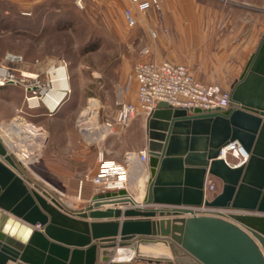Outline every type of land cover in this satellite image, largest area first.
<instances>
[{
  "label": "water",
  "instance_id": "1",
  "mask_svg": "<svg viewBox=\"0 0 264 264\" xmlns=\"http://www.w3.org/2000/svg\"><path fill=\"white\" fill-rule=\"evenodd\" d=\"M229 92L222 109L158 102L146 118L140 205L122 188L70 208L0 136V264H129L141 245L168 264H264V34ZM229 142L248 152L243 164L220 156ZM208 174L221 182L211 198ZM119 246L131 261L113 260Z\"/></svg>",
  "mask_w": 264,
  "mask_h": 264
},
{
  "label": "rangeland",
  "instance_id": "2",
  "mask_svg": "<svg viewBox=\"0 0 264 264\" xmlns=\"http://www.w3.org/2000/svg\"><path fill=\"white\" fill-rule=\"evenodd\" d=\"M191 3L199 8L190 11ZM18 7L10 6L3 16L5 25L0 23V64L20 77H35L15 84L20 90L11 98L22 92L21 106L0 123L22 117L42 130L43 146L27 171L73 209L83 207L86 197L95 193L90 177L99 167L100 150L105 159L122 162L127 151L143 148L147 141L142 114L103 139L84 137L77 119H89L91 110L85 117L82 111L92 99L97 120H112L118 101L136 102L133 68L145 60L184 64L198 81L230 90L264 33V0H42L30 9ZM126 10L134 18L132 25L125 19ZM190 21L196 22L191 30L205 39L188 42L183 30ZM60 65L66 69L68 91L51 111L43 94L26 91L24 83L46 86L52 68ZM32 94L37 102L30 105L26 97ZM130 165L126 190L138 197L144 172L136 161ZM214 180L212 196L221 188Z\"/></svg>",
  "mask_w": 264,
  "mask_h": 264
},
{
  "label": "built area",
  "instance_id": "3",
  "mask_svg": "<svg viewBox=\"0 0 264 264\" xmlns=\"http://www.w3.org/2000/svg\"><path fill=\"white\" fill-rule=\"evenodd\" d=\"M133 1L139 2L141 0ZM124 16L129 25L134 23V18L129 10L125 11ZM10 57L14 58L15 56ZM21 76L22 77L18 76L13 69L0 64V86L7 83L15 85L24 81V77H35V75L32 76L24 73L21 74ZM133 76L137 83L136 102L118 101L112 120L101 122L96 118L94 122L91 121L89 123V119L81 117L77 119V125L84 137L90 138V135L95 136V138L90 139L97 141L116 132L119 128H124L129 124L133 117L138 114H142L146 119L157 107L159 101H165L171 107H197L202 110L216 108L222 109L227 108L229 105L230 92L228 89H223L218 84H206L198 81L191 76L188 68L184 64L172 63L168 60L139 61L134 65ZM29 81L28 83H24L25 90L30 91L33 94H36L37 90L43 94L50 83V79H48L49 83H47L46 86L39 84L37 81L34 83H30ZM67 91L68 88L64 89L63 97ZM33 94L26 97L27 102L30 105L32 102H37V97ZM42 101L45 102L43 100V95ZM55 108H53V110ZM50 110L53 111L51 108ZM83 117H85V115H83ZM20 118L23 120L22 117ZM23 123H25V126L31 127L34 134L37 135V140L41 143V140L44 138L42 130H40L39 127H35L30 122L23 120ZM19 141L20 140L18 139V145L22 146ZM27 144L32 153L27 154L25 149H21L18 146H16L17 151L15 153L18 154L21 150L23 151L21 153L27 156L25 159L28 167H26L29 168V164L37 159L38 150H40L43 145H39L38 142L32 143L29 141ZM103 155L104 152L100 150L98 156L99 167L95 174L90 177V180L94 185L95 193L122 188L126 189V184H128L127 182L129 178V167L133 161L140 164L144 172L143 174L148 175V152L146 147L140 148L136 151H127L122 162L105 159ZM220 156L228 164L238 166L247 160L248 152L239 143L229 142L221 148ZM228 157L230 158V161ZM215 188L214 177L209 174L206 175L204 183L205 196L211 198V192L215 191ZM209 210L215 209L209 208ZM219 210L224 213L227 212L224 209Z\"/></svg>",
  "mask_w": 264,
  "mask_h": 264
},
{
  "label": "crops",
  "instance_id": "4",
  "mask_svg": "<svg viewBox=\"0 0 264 264\" xmlns=\"http://www.w3.org/2000/svg\"><path fill=\"white\" fill-rule=\"evenodd\" d=\"M42 0H1V20H0V23H1V26H4L5 25V21L3 20V16L4 14L8 13L10 9H8L10 6H12L13 4L15 5H18L19 7L17 8L18 10L19 9H30L32 8L34 5H36L37 3H40ZM12 2V3H10ZM192 2V1H191ZM189 8H190V11L192 10H196L197 8H199V6L196 4V3H191L189 5ZM183 10V9H182ZM185 24V27L184 30H183V34L188 38V42H197L199 40V38H202V39H205L206 36L204 35H197V31H192L191 28L192 27H195L196 26V22L195 23H192L191 21L190 22H187V23H184ZM184 26L182 25V28ZM189 28V29H188ZM193 33V35H192ZM264 34V33H263ZM261 34L256 42L253 44V48L251 50V52L246 56V60H245V63L248 59V57L250 56V54L255 50L258 42H259V39L261 38V36L263 35ZM199 37V38H198ZM244 63V65H245ZM244 65H243V68H244ZM242 68V70H243ZM34 69V68H33ZM240 74V73H239ZM17 90H20L18 88H16L15 85L11 84V83H7V84H4V85H1L0 86V121L1 120H7L8 118H11L13 116V114L15 113V110L17 108H19L21 105L20 103L22 102V92H18L17 93V99H13L11 98V96L13 95V93ZM13 99V100H11ZM60 105V104H59ZM58 105V106H59ZM57 106V107H58ZM19 118V117H18ZM17 119L14 118L11 122L9 123H0L1 126L4 124L5 129H9L10 131V128L12 129L13 127V123H14V120ZM15 124V123H14ZM11 135L13 134L12 131H10ZM7 135V134H6ZM10 135V134H8ZM3 138V135L2 137ZM5 140V138H3ZM145 147V145L143 146ZM95 193H92L90 195H88L86 197V199L84 200V203L88 202V199ZM143 194V192L140 193V195L135 198L137 199H140V196ZM165 207H170L169 205H163ZM121 208H124V207H121ZM155 218H158V217H155ZM141 248V251L143 253V257L141 258H135L134 260H132L129 264H168L167 262L163 261V260H159V259H156V257L158 256V254H161L162 253V250H159L155 247H152V246H145V245H141L140 246ZM130 248L128 247H117L115 253L113 254L112 258L115 259L116 257V253H117V250L118 251H122V255L123 256H118L119 258H122L123 260L124 259H128L130 254H131V250H129ZM165 252V251H164ZM166 254H168V252H165ZM125 254V255H124Z\"/></svg>",
  "mask_w": 264,
  "mask_h": 264
},
{
  "label": "bare ground",
  "instance_id": "5",
  "mask_svg": "<svg viewBox=\"0 0 264 264\" xmlns=\"http://www.w3.org/2000/svg\"><path fill=\"white\" fill-rule=\"evenodd\" d=\"M67 73H66V69H65V66L64 65H60V66H57V67H53L52 68V71L50 73V86H48L45 90V92L43 93V100L48 103L49 107L53 110V108H55V106H57L59 104V102L61 101L63 95H64V89L68 88L67 87ZM96 108H97V103L96 101H94L93 99L91 100L90 102V105L88 108L84 109L82 111V114L83 115H87V112L88 110H91L92 112V115L89 118V123L91 122L90 121V118L92 119V122L95 121L96 119ZM12 121V120H11ZM10 121V122H11ZM88 122V121H87ZM9 123V122H8ZM15 123V124H14ZM14 123H13V127L12 129L10 128V131H12V135L9 131V129H5L7 127H5V125L3 124L1 126L0 124V129L2 131V133L0 134V136L2 137L3 135V138H5V140L3 139V141L5 142L6 146L9 148V150L13 153V155L16 157V159H18V161L21 163V165L27 170L28 166H27V161H26V157L24 154H22L21 152H23L21 150L20 153H15L13 152V147H20L21 149H25V151H27V154H30L32 153L30 150H29V145L27 144V142H38L39 145L44 143V140L42 139L41 141L43 142H39L37 140V135L34 134L33 130L31 129L30 126H25V123H23V120L19 117H17V119L14 120ZM7 134V135H6ZM10 134V135H8ZM90 138H95V136H91L90 135ZM18 139L20 140L19 142L22 144L21 145H18ZM27 144V145H26ZM25 145H26V148H25ZM38 146V144H37ZM32 148V147H30ZM27 166V167H26ZM144 176V179L147 178V174H143ZM35 177V176H33ZM36 178V177H35ZM37 179V178H36ZM143 179V180H144ZM39 180V179H38ZM41 181V180H39ZM138 182V181H137ZM43 183V182H42ZM44 184V183H43ZM47 186V185H46ZM48 187V186H47ZM49 188V187H48ZM51 189V188H50ZM143 190H144V187H143ZM132 195V194H131ZM143 195V194H142ZM142 195L140 196V199H137L135 198L133 195L132 197L134 198V200L137 201V204L140 205V200H141V197ZM131 250V249H129ZM122 251H118L117 250V253H116V258L113 259L117 262H126V261H131V258H132V255H133V251L131 250V254L129 256L128 259H122V258H119L120 256H123L122 255ZM125 255V254H124ZM119 256V257H118Z\"/></svg>",
  "mask_w": 264,
  "mask_h": 264
}]
</instances>
